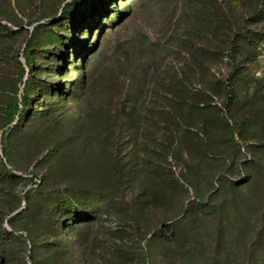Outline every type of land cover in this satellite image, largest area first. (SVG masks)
Returning <instances> with one entry per match:
<instances>
[{
	"label": "rangeland",
	"instance_id": "obj_1",
	"mask_svg": "<svg viewBox=\"0 0 264 264\" xmlns=\"http://www.w3.org/2000/svg\"><path fill=\"white\" fill-rule=\"evenodd\" d=\"M71 1L0 0V22L15 32L0 36V71L13 73L35 22L57 20ZM113 1L97 9L101 30L81 38L90 53L69 54L79 69L57 74L35 57V77L63 91H33L46 110L35 125L48 130L33 139L23 129L12 158L27 167L23 178L32 172L91 198L96 216L48 229L22 210L23 192L46 185L0 179V231L11 217L32 240L11 243L3 263L264 264V19L244 20L256 0ZM111 11L120 15L104 25ZM240 27L259 39L234 57L247 76L234 89L237 126L219 103L232 68L226 44ZM48 149L53 157L37 164ZM163 222L177 224V235L150 241Z\"/></svg>",
	"mask_w": 264,
	"mask_h": 264
},
{
	"label": "trees",
	"instance_id": "obj_2",
	"mask_svg": "<svg viewBox=\"0 0 264 264\" xmlns=\"http://www.w3.org/2000/svg\"><path fill=\"white\" fill-rule=\"evenodd\" d=\"M101 4H105V0H72L62 5L57 13V20L49 24L36 21L30 35L23 40L25 46L19 54L23 63L16 61L13 73L0 71V179L7 183L21 180L28 185H34L39 182L46 185V189L37 193H34L33 189L23 192L24 208L22 210L28 212L30 216H35L37 222L41 221L48 229H55L60 232L67 227L91 221L97 213L93 207V202L91 198L86 201L82 199L81 194L71 188V186L57 188L50 185L49 180L32 172L28 173L30 177L23 178L22 175L27 171V167L16 164L12 158L14 149L19 147L20 144L21 147L24 146L26 141H18L15 138L18 134H21L23 129H30L34 135L33 139L39 133H47V126L39 129L35 125V122L46 114V110L41 109L40 99L32 97L34 90L38 91L42 97L47 93L63 91L57 81L44 82L35 77L39 70L35 57L54 63V73L57 72V74L61 71H66V64L79 69V66H75L74 62H69L67 58L69 54H73L74 58L80 57L83 59L87 53H90L93 43L87 42L86 39L82 41L81 38H87L94 29H96L97 33L101 30L102 27L99 21L103 19V16L100 12H97ZM113 4L114 1L112 0L111 5ZM105 6L109 7L108 4ZM111 13L114 14V17L105 18L103 21L104 25H112L120 15L119 12L115 11H111ZM248 18H244V20L256 22V20L261 21L264 19V0L255 1L251 6V13ZM95 20L97 22H94ZM88 21H93L94 23L88 26ZM79 23L81 24L80 26L78 25ZM11 24L16 31L19 30V34H22L20 22H12ZM54 27L62 28V34L57 35ZM13 33L15 32L10 26L0 22V36H10ZM65 35H68V37L66 38ZM229 37L225 53L231 62L232 68L225 80L224 98L219 103V108L229 121L238 126L241 121L232 112L235 102L234 89L247 76L242 71V67L235 62L234 57L238 49L244 44H248L250 50H253L259 38L251 35L243 27H240L236 33ZM77 39L80 40L77 41ZM68 42H71V44L68 45ZM49 46L53 47L50 55L47 50ZM4 56L5 53L0 50V61ZM57 59H60L59 63H57ZM55 144L57 142H54L53 145ZM52 157L53 152L48 149L36 163L44 165ZM194 207L196 206L194 205ZM174 222H163L165 233L161 229L151 231L150 241H161L160 239L162 237L166 238L167 235L175 237L178 229L176 222ZM5 223L9 230L2 229L0 231V264H4L3 261L9 259L11 255L9 246L11 243H16L23 248L26 246V241L32 243L30 233L24 227L17 226L13 218L6 219ZM145 263L146 259L143 257L140 260V264Z\"/></svg>",
	"mask_w": 264,
	"mask_h": 264
},
{
	"label": "water",
	"instance_id": "obj_3",
	"mask_svg": "<svg viewBox=\"0 0 264 264\" xmlns=\"http://www.w3.org/2000/svg\"><path fill=\"white\" fill-rule=\"evenodd\" d=\"M15 213H17V212H15ZM15 213H14V214H15ZM12 215H13V214H12Z\"/></svg>",
	"mask_w": 264,
	"mask_h": 264
}]
</instances>
